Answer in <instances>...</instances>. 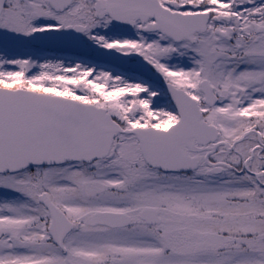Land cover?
<instances>
[{"label":"snow or ice","instance_id":"6c2138e0","mask_svg":"<svg viewBox=\"0 0 264 264\" xmlns=\"http://www.w3.org/2000/svg\"><path fill=\"white\" fill-rule=\"evenodd\" d=\"M0 264H264V0H0Z\"/></svg>","mask_w":264,"mask_h":264}]
</instances>
